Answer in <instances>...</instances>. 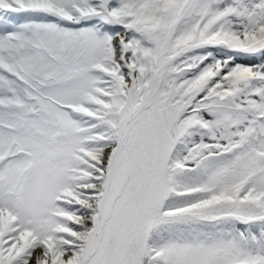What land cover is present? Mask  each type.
Listing matches in <instances>:
<instances>
[{
  "label": "snow or ice",
  "instance_id": "6c2138e0",
  "mask_svg": "<svg viewBox=\"0 0 264 264\" xmlns=\"http://www.w3.org/2000/svg\"><path fill=\"white\" fill-rule=\"evenodd\" d=\"M0 264H264V0H0Z\"/></svg>",
  "mask_w": 264,
  "mask_h": 264
}]
</instances>
